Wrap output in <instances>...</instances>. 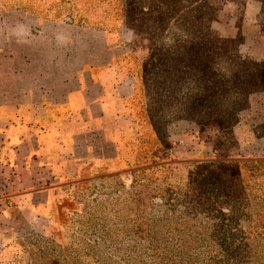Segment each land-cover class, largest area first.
Listing matches in <instances>:
<instances>
[{
	"label": "rangeland",
	"instance_id": "rangeland-1",
	"mask_svg": "<svg viewBox=\"0 0 264 264\" xmlns=\"http://www.w3.org/2000/svg\"><path fill=\"white\" fill-rule=\"evenodd\" d=\"M44 1L46 48L58 51L48 64L68 71L73 50L80 66L89 52L110 50L133 77L110 123L130 161V134L160 145L165 158L139 165L158 168L155 177L168 169V192L159 197L158 186L135 179L124 156L111 172H84L11 211L0 264H205L220 245L264 248L263 177L214 187L205 210L186 186L194 164L264 160V0ZM227 210L223 224L212 216Z\"/></svg>",
	"mask_w": 264,
	"mask_h": 264
},
{
	"label": "crops",
	"instance_id": "crops-1",
	"mask_svg": "<svg viewBox=\"0 0 264 264\" xmlns=\"http://www.w3.org/2000/svg\"><path fill=\"white\" fill-rule=\"evenodd\" d=\"M47 23L0 1V178L17 180L0 201V240L12 210L130 162L110 122L132 78L110 50L89 52L82 66L73 50L68 71L48 64L58 51L46 48Z\"/></svg>",
	"mask_w": 264,
	"mask_h": 264
},
{
	"label": "trees",
	"instance_id": "trees-1",
	"mask_svg": "<svg viewBox=\"0 0 264 264\" xmlns=\"http://www.w3.org/2000/svg\"><path fill=\"white\" fill-rule=\"evenodd\" d=\"M15 1L10 0V3L7 1V4L10 6H15L17 9L23 10L36 17H39L37 15H41V19L48 22L46 13H48L49 9L44 4V0H22L23 3L17 2L18 0ZM81 21L79 18L77 25H80L79 22ZM132 90L133 88L128 92V100L131 96ZM239 92L240 91L238 89V93ZM129 137H133L132 141L135 143L133 159L129 162L130 165L134 166V178L139 180L143 179L149 181L150 183H154L156 186H158V193H156V191H154V193H156L159 197L165 198L168 189L166 186H164V184H168L167 180L170 177L167 173L168 169L165 170L164 174L160 177H155L154 173H151V171L158 170V168H147L143 165H139L149 162L154 163L160 158H165L163 154L160 155V145H158V143H152V145L149 144V137L147 138L146 142H144V140L142 141L141 138L137 140L134 134H130ZM168 167H171V165L166 166V168ZM193 168H195V174L189 175V180L186 183V186L190 189L191 200L196 201L194 207H198L201 210L209 208V205L205 204V195L211 194L212 191H214V187L216 188V186H220L218 190L222 191V193L224 191L228 192L226 190L227 188H232L233 190L238 189L242 183V176L246 173L250 178H253L254 176L255 178H264V160L247 162L222 161L204 164L201 163L194 164ZM148 173H151L152 175ZM262 183H264L263 180ZM213 197L216 196L213 195ZM223 198L228 200V196L224 195ZM212 216L220 218L219 220H222V224L229 221L232 217L229 210L226 212L214 211ZM257 222L258 227L264 229V216H258ZM211 253V256H209L205 264H264V248L258 246L220 245L219 247H214L211 250ZM188 263L197 264L193 260Z\"/></svg>",
	"mask_w": 264,
	"mask_h": 264
},
{
	"label": "built area",
	"instance_id": "built-area-1",
	"mask_svg": "<svg viewBox=\"0 0 264 264\" xmlns=\"http://www.w3.org/2000/svg\"><path fill=\"white\" fill-rule=\"evenodd\" d=\"M179 144H182V141H179ZM16 181V177L8 179L0 178V201L3 199L5 194L14 188Z\"/></svg>",
	"mask_w": 264,
	"mask_h": 264
}]
</instances>
